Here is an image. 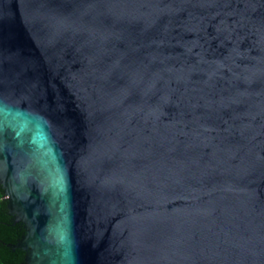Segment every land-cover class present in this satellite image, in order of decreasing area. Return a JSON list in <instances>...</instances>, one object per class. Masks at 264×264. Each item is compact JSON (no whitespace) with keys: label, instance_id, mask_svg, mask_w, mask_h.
Returning <instances> with one entry per match:
<instances>
[{"label":"water","instance_id":"1","mask_svg":"<svg viewBox=\"0 0 264 264\" xmlns=\"http://www.w3.org/2000/svg\"><path fill=\"white\" fill-rule=\"evenodd\" d=\"M0 186L21 264H264V0H0Z\"/></svg>","mask_w":264,"mask_h":264},{"label":"trees","instance_id":"2","mask_svg":"<svg viewBox=\"0 0 264 264\" xmlns=\"http://www.w3.org/2000/svg\"><path fill=\"white\" fill-rule=\"evenodd\" d=\"M2 195L0 186V264H21L24 252L19 248H12L10 244L23 233V227L21 223L13 221Z\"/></svg>","mask_w":264,"mask_h":264}]
</instances>
